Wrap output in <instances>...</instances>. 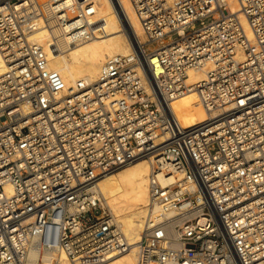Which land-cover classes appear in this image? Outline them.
Returning <instances> with one entry per match:
<instances>
[{
	"label": "built area",
	"instance_id": "2783aa9c",
	"mask_svg": "<svg viewBox=\"0 0 264 264\" xmlns=\"http://www.w3.org/2000/svg\"><path fill=\"white\" fill-rule=\"evenodd\" d=\"M130 3L144 43L66 88L30 37L49 19L74 42L102 35L94 0H0V264L126 250L96 181L148 157L137 264H264V0ZM189 90L206 119L184 128L171 99Z\"/></svg>",
	"mask_w": 264,
	"mask_h": 264
},
{
	"label": "bare ground",
	"instance_id": "6f19581e",
	"mask_svg": "<svg viewBox=\"0 0 264 264\" xmlns=\"http://www.w3.org/2000/svg\"><path fill=\"white\" fill-rule=\"evenodd\" d=\"M117 1L121 11L111 0H94L97 14L103 21L104 31L102 35L89 40L71 41L50 19L44 25L37 26L31 34V42L43 49L48 69L60 75L64 87H72L77 81L87 84L96 81L100 68L108 58L124 56L130 52L131 35L136 37L139 43H144L145 38L130 0ZM235 9L233 7L234 12ZM242 23L247 30L244 20ZM151 68L159 86L166 89L154 59L151 60ZM4 69L0 56V75ZM204 76V70H190L186 83L193 85ZM171 107L184 128L192 127L206 119L194 90L174 96L171 99ZM152 161V157L130 161L103 174L96 181V189L101 195L103 206L119 225L128 247L123 252L110 254L103 261L94 264H137V247L149 198L148 176ZM60 259V264H66L63 253L60 254Z\"/></svg>",
	"mask_w": 264,
	"mask_h": 264
}]
</instances>
